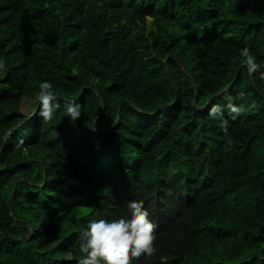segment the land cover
I'll return each mask as SVG.
<instances>
[{"label":"trees","instance_id":"1","mask_svg":"<svg viewBox=\"0 0 264 264\" xmlns=\"http://www.w3.org/2000/svg\"><path fill=\"white\" fill-rule=\"evenodd\" d=\"M245 46L264 63V0H0V264H79L88 221L132 199L157 225L132 264H264V79Z\"/></svg>","mask_w":264,"mask_h":264},{"label":"clouds","instance_id":"2","mask_svg":"<svg viewBox=\"0 0 264 264\" xmlns=\"http://www.w3.org/2000/svg\"><path fill=\"white\" fill-rule=\"evenodd\" d=\"M240 55L249 75L259 72L260 78L264 79V71H261L264 69V63L258 64L247 46L241 49ZM3 67V63H0V68ZM52 89L51 82H39L38 115L45 122L51 121L60 107L58 97ZM245 95L244 91H240L235 97H228V109L233 119L245 111V106L232 101H243ZM217 111L218 109H214L212 114ZM66 115L70 121H75L81 116V105L76 102L68 103ZM223 129L226 133V126H223ZM22 143L21 138L17 147ZM127 210L126 215L112 220L101 218L88 221L86 228L80 231L79 251L82 255L79 264H132L133 260L142 256L151 257L156 253L157 225L150 218L144 202L132 199L127 202Z\"/></svg>","mask_w":264,"mask_h":264},{"label":"water","instance_id":"3","mask_svg":"<svg viewBox=\"0 0 264 264\" xmlns=\"http://www.w3.org/2000/svg\"><path fill=\"white\" fill-rule=\"evenodd\" d=\"M166 60H167V59H166ZM166 60H165V62H166ZM165 69H166V73H167L168 76H169V81H170V83H171V85H172V87H173V83H172V79H171V76H170L169 69H168L167 66L165 67ZM83 88H84V87H83ZM83 88H82V90H83ZM173 88H174V87H173ZM98 97H99V94H98ZM96 119H97V116H96L95 120H94L93 123H92V129H93L95 123H96ZM114 124H115V122H114ZM114 124H113V125H114ZM113 125H112V126H113ZM11 195H12V194H11ZM11 195H10V197H11Z\"/></svg>","mask_w":264,"mask_h":264},{"label":"rangeland","instance_id":"4","mask_svg":"<svg viewBox=\"0 0 264 264\" xmlns=\"http://www.w3.org/2000/svg\"><path fill=\"white\" fill-rule=\"evenodd\" d=\"M147 22L149 23V19H147ZM33 100H26L24 101L22 108L23 110H27L29 108V105L32 103Z\"/></svg>","mask_w":264,"mask_h":264}]
</instances>
